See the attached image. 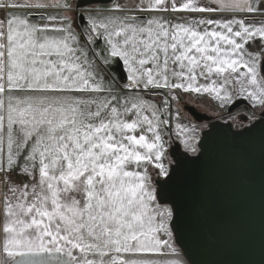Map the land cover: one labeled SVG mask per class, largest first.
Here are the masks:
<instances>
[{"label": "snow or ice", "instance_id": "1", "mask_svg": "<svg viewBox=\"0 0 264 264\" xmlns=\"http://www.w3.org/2000/svg\"><path fill=\"white\" fill-rule=\"evenodd\" d=\"M71 7L0 0V264H183L151 258L178 254L199 159L204 126L182 122L179 103L246 102L264 128V0L133 9L230 14L174 20L115 2L83 28L48 12Z\"/></svg>", "mask_w": 264, "mask_h": 264}, {"label": "water", "instance_id": "2", "mask_svg": "<svg viewBox=\"0 0 264 264\" xmlns=\"http://www.w3.org/2000/svg\"><path fill=\"white\" fill-rule=\"evenodd\" d=\"M110 2L77 0L75 8ZM186 109L197 121L210 118ZM198 147L199 159L189 157L195 161L186 167L191 181L176 245L188 264H264V128L210 122ZM173 148L183 152L178 142Z\"/></svg>", "mask_w": 264, "mask_h": 264}, {"label": "rangeland", "instance_id": "3", "mask_svg": "<svg viewBox=\"0 0 264 264\" xmlns=\"http://www.w3.org/2000/svg\"><path fill=\"white\" fill-rule=\"evenodd\" d=\"M77 0H72L71 2H69V4L72 6L69 9H62L61 10H57L54 15H57L59 17V15L61 14H67L69 15L72 20H73V24L74 26H79V28H83L85 26V22H86V18L87 15L89 14V10H93V14H94V10L98 9V8H110L112 2H110L109 4H101V3H93V4H88L82 8L76 9L75 8V3ZM81 13H83V18L81 16ZM129 14H135V15H141L144 19L153 17V16H157V17H163L164 19H169V20H174L176 17H203L202 15H198L196 13H187V12H175V13H170V12H158V11H151V12H140L139 10H129ZM219 16V15H216ZM239 16V15H238ZM228 16H226L225 18H227ZM207 18H212V15H208ZM218 17L213 16L212 19H216ZM259 19V18H257ZM33 22H38V20H34ZM78 28V30H79ZM113 69H104V74L107 75L108 73L112 72ZM115 72L119 73V75L121 77L124 76V73L120 70L119 67H116L114 69ZM126 79H121L119 81L120 85L122 86L124 83H126ZM146 96V98H152L151 97V92L148 93H142ZM157 101L159 102L160 100H162V97H158L156 98ZM189 96L188 95H183V102L179 103L180 108L182 109L181 112V118H182V122L188 123L191 122L193 124H196L197 126H204V127H200L199 129V137H201V132L202 130H205L208 123L212 120H231L232 117H235V124H237L239 126L240 122L242 123V121H240V115H244L248 118V115L250 114V108H246L243 106L238 107L237 111L235 109L234 113H232L231 115H229L230 112H228V106H226L225 108H220L218 106V104L214 101H211L208 98H204L203 100H196L193 101L191 103H188L187 101L189 100ZM174 105L177 102H173ZM187 107H192L195 110H197L198 112L207 115L209 118V120H201V121H197L195 120L191 114L188 112V110L186 109ZM214 115V117L212 116ZM235 126V125H233ZM173 139L175 140V137H173ZM178 142V141H177ZM181 151H183V148L181 146ZM174 240V238H173ZM175 242V241H174ZM176 245V243H175ZM176 247L178 248V254L176 256H152L151 258L154 259H179L181 261H183V264H188V262L186 261V259L184 258V256L182 255L179 247L176 245Z\"/></svg>", "mask_w": 264, "mask_h": 264}, {"label": "crops", "instance_id": "4", "mask_svg": "<svg viewBox=\"0 0 264 264\" xmlns=\"http://www.w3.org/2000/svg\"><path fill=\"white\" fill-rule=\"evenodd\" d=\"M72 0H57L58 3L60 4H63L65 2L69 3L71 2ZM115 2H118L120 4H122L126 9L128 10H133L135 8V5L137 4H141V5H144L146 6L147 4V0H112V3H115ZM203 3H208L209 0H202ZM63 8H52V9H49L48 12H50L52 15H54L55 13H57L56 11L57 10H61L62 11ZM135 10H138V9H135ZM147 12H151V11H147ZM170 13H173L171 11H168ZM47 14V13H46ZM197 16L198 15H202L203 17H207L208 15H212V18L213 16L215 17H218L216 15H222L224 17L226 16H229L230 14L228 13H223V14H215V13H196ZM239 16H242L244 14H237ZM21 163H23V161H21ZM2 219H3V215H2V208H0V224H2Z\"/></svg>", "mask_w": 264, "mask_h": 264}, {"label": "flooded vegetation", "instance_id": "5", "mask_svg": "<svg viewBox=\"0 0 264 264\" xmlns=\"http://www.w3.org/2000/svg\"><path fill=\"white\" fill-rule=\"evenodd\" d=\"M262 75H264V69H262ZM242 105H240V106H238V107H241ZM243 106L245 107V104H243ZM238 107H236L235 109H236V111H237V109H238ZM250 108V107H249ZM235 109H233V111L232 112H230L229 113V115H231L232 113H234V111H235ZM213 117H214V115H212ZM240 117V121H242V123L240 122V124L239 125H244V127H240V126H238L237 124H235L236 122L233 120V119H231V120H221V119H219V120H212V121H210V122H220V123H223V124H227V125H229L230 126V128L231 129H233V131H241V130H243V129H245V128H248V127H251V124L249 123V120H248V118L246 117V116H244V115H240L239 116ZM209 122V123H210ZM209 123H208V125H207V127H206V129L205 130H207L208 129V127H209ZM233 125H235V126H233ZM205 130H202V132H204ZM202 132H201V134H202Z\"/></svg>", "mask_w": 264, "mask_h": 264}]
</instances>
